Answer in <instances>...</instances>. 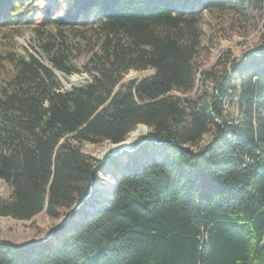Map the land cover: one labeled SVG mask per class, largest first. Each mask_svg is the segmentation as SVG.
I'll use <instances>...</instances> for the list:
<instances>
[{
  "label": "trees",
  "instance_id": "trees-1",
  "mask_svg": "<svg viewBox=\"0 0 264 264\" xmlns=\"http://www.w3.org/2000/svg\"><path fill=\"white\" fill-rule=\"evenodd\" d=\"M11 1L13 19L28 0L0 7ZM206 4L248 5L264 19V0ZM196 5L71 0L62 23L87 18L101 42L85 69L91 80L72 90L55 75L72 74L63 55L53 68L34 55L11 59L14 73L0 85V179L12 197L0 201L1 217L56 219L83 199L97 162L73 142L119 144L146 125L173 146L123 175L108 207L83 226L58 228L57 249L0 241V264H264V28L261 57H245L211 98L183 99L174 93L197 84L199 42L185 33L200 17ZM131 70L150 74L124 83ZM207 135L215 140L201 152Z\"/></svg>",
  "mask_w": 264,
  "mask_h": 264
},
{
  "label": "rangeland",
  "instance_id": "rangeland-1",
  "mask_svg": "<svg viewBox=\"0 0 264 264\" xmlns=\"http://www.w3.org/2000/svg\"><path fill=\"white\" fill-rule=\"evenodd\" d=\"M9 4L0 7V85L14 73L11 59L29 55H34L48 68H53L51 64L53 56L65 57V65L72 74L55 71L63 90H72L91 80V76L85 72V69L92 55L100 49L101 42L93 31L94 28L84 24L87 18H80L81 23L76 26H66L62 23L66 12L69 11L71 0L23 1L21 9L12 12L13 19L7 14L11 12L10 6L13 9L12 1ZM192 10L200 13V17L185 29V33L199 42L194 59L197 84L190 94L175 92L174 95H179L183 99L202 95H208L211 98L220 79L222 82L225 81L245 57L255 52L261 41L264 19L259 12L252 10L248 5H245L243 10H240L237 4L227 9H210L206 0H202V5H196ZM148 74L150 72L131 70L123 82L141 80ZM72 77H77V82L74 84L70 81ZM234 83L239 85V79H235ZM225 111L230 114L235 113L234 107L228 104L225 105ZM139 126L146 125H138L133 132ZM146 128L147 133L138 137L132 144L131 150H135L133 153H124L120 159H108L107 166L117 173L119 171H116L118 168L116 164L124 159L126 163L123 168L130 171L136 165L151 160L152 157L156 158L157 155H152L153 152L164 155L163 147H155L151 140H147L152 135H150L151 129L147 126ZM209 140V135L205 136L199 147ZM73 143L83 154L97 162L98 160L92 155L93 151L108 142ZM89 146L94 149L91 150ZM99 163L98 161L97 165ZM11 197L10 185L0 179V201L10 200ZM71 210L61 212L56 219L49 217L45 211L30 221L0 216V241L22 246L34 241H42L60 226ZM54 243L56 244L55 239L51 243L52 247L55 246Z\"/></svg>",
  "mask_w": 264,
  "mask_h": 264
},
{
  "label": "water",
  "instance_id": "water-1",
  "mask_svg": "<svg viewBox=\"0 0 264 264\" xmlns=\"http://www.w3.org/2000/svg\"><path fill=\"white\" fill-rule=\"evenodd\" d=\"M249 55L261 57V55L258 54L256 51L250 53ZM144 127H146V126H144ZM147 140H151L155 147H163L164 148V155L158 154L157 156H155L156 158H152V160L153 159H158V160L162 159L167 154L168 150L173 146L172 142L158 141L154 136H149ZM214 140H215V138L210 139L204 145L201 152H203L208 146H210V144H212V142ZM134 151L135 150H128V149L122 148L116 154H108L106 157V160L101 161L98 165H96L93 168L92 174L90 177V181H89L88 190H87L85 196L83 197V199L77 203V205L68 213L66 219L60 224V226H58L46 239H44L42 241H34V242H32V244H35L38 247H44L47 244H51V242L55 239L54 235H55L58 228L68 227V226H70V227L75 226V228H79V227L83 226L89 220L90 216L96 215V213H98L99 211L107 208L108 205L110 204V202L113 200V197L115 195L117 182L119 181V179L123 175H125L127 173V171L125 170V168H123L119 172H117V173L115 172L116 173L115 188L111 191L109 197H104L101 199L97 198L98 194L96 192L97 182L95 181V174L97 171L101 170L102 165L105 162H107L108 159L118 158V157L122 156L124 153L130 154V153H133ZM88 204H90V206H93L92 212L89 211V209L85 210L86 205L88 206ZM81 213H83L82 216H81ZM4 242H6V241H4Z\"/></svg>",
  "mask_w": 264,
  "mask_h": 264
},
{
  "label": "bare ground",
  "instance_id": "bare-ground-1",
  "mask_svg": "<svg viewBox=\"0 0 264 264\" xmlns=\"http://www.w3.org/2000/svg\"><path fill=\"white\" fill-rule=\"evenodd\" d=\"M70 81L73 84L76 83L77 82V77H72L70 79ZM146 133H147V128L144 127V126H139L138 129L136 131H134V132L132 131V133L129 134V137L125 141H123L122 143H119V144H112V143H109V142L108 143H105L102 147H99L98 149L94 150L92 155L99 162H101L103 160H106V157H107L108 154H116L122 148L131 150V146L134 143V141L138 137H140V136H142V135H144ZM89 147H90L91 150L94 149L92 146H89ZM90 152L92 153V151H90ZM153 154L158 155L156 152L155 153L153 152ZM118 158L120 159L122 157H118ZM152 158H151V160H152ZM125 163H126L125 160L124 159H121V161H119V164H116V165H118V168H116V171H120L121 169H123V166H125ZM126 171L128 172L129 170H126ZM115 179H116L115 170H113L112 168H110V166H107V164L105 162L102 165V169L99 170V171H97L96 174H95V181L97 182V186H96V189H97L96 192L98 194L97 195V198L101 199V198L109 197L110 196L111 191L115 188V182H116ZM118 182H117V184H118ZM88 209L91 212L93 211L92 208H91V206H90V204H88V206L86 205L85 210H88ZM82 215H83V213H81V216ZM90 217H92V216H90ZM66 228H69L71 230L78 229V228H75V226H71V227L68 226ZM55 240H56V244L54 243L55 246L53 245L54 246L53 248L57 249L61 245V240L60 239H57L56 237H55ZM47 245H49V244H47Z\"/></svg>",
  "mask_w": 264,
  "mask_h": 264
}]
</instances>
